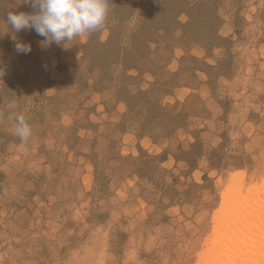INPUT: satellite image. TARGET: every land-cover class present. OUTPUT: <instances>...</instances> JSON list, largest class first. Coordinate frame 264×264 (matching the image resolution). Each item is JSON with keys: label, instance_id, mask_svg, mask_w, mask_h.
Masks as SVG:
<instances>
[{"label": "rangeland", "instance_id": "374dc122", "mask_svg": "<svg viewBox=\"0 0 264 264\" xmlns=\"http://www.w3.org/2000/svg\"><path fill=\"white\" fill-rule=\"evenodd\" d=\"M15 11L0 0V264H197L225 200L264 182V0H109L67 50L16 33L26 54Z\"/></svg>", "mask_w": 264, "mask_h": 264}, {"label": "clouds", "instance_id": "9594fccd", "mask_svg": "<svg viewBox=\"0 0 264 264\" xmlns=\"http://www.w3.org/2000/svg\"><path fill=\"white\" fill-rule=\"evenodd\" d=\"M31 5V12H9L7 23L18 53H29L31 44L16 37L21 30H34L42 37L41 46L52 44L67 50L69 42L101 29L109 14V0H21ZM7 32V33H8ZM5 70L0 68V79ZM15 134L22 143L28 141L32 129L23 114L15 115Z\"/></svg>", "mask_w": 264, "mask_h": 264}, {"label": "bare ground", "instance_id": "6f19581e", "mask_svg": "<svg viewBox=\"0 0 264 264\" xmlns=\"http://www.w3.org/2000/svg\"><path fill=\"white\" fill-rule=\"evenodd\" d=\"M247 193L238 189L225 200L197 264H264V182Z\"/></svg>", "mask_w": 264, "mask_h": 264}]
</instances>
